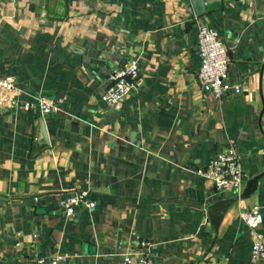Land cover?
<instances>
[{"label": "crops", "instance_id": "1", "mask_svg": "<svg viewBox=\"0 0 264 264\" xmlns=\"http://www.w3.org/2000/svg\"><path fill=\"white\" fill-rule=\"evenodd\" d=\"M193 0H0V78L45 96L41 116L0 108V264H123L132 235L152 242L151 264H196L214 238L219 194L195 171L234 146L248 182L264 173V0H221L196 16ZM214 27L240 94L203 92L197 29ZM136 60V89L109 105V72ZM88 191L94 209L66 217L59 202ZM240 193V194H241ZM264 206V178L228 208L199 264H264L240 213ZM264 234V223L260 228Z\"/></svg>", "mask_w": 264, "mask_h": 264}, {"label": "built area", "instance_id": "2", "mask_svg": "<svg viewBox=\"0 0 264 264\" xmlns=\"http://www.w3.org/2000/svg\"><path fill=\"white\" fill-rule=\"evenodd\" d=\"M196 47L200 66L196 77L201 90L215 98L234 93L240 94L239 86H232L228 81L231 61L228 51L223 45L217 29L201 25L197 29ZM139 70L136 60H129L124 65L113 68L107 78L106 86L100 98L109 105L121 102L137 87L136 81ZM0 108L22 109L34 112L39 116H48L55 113L53 102L41 95L35 98L25 96L16 85L12 76L0 78ZM196 175L209 181L216 193L237 196L243 191L247 174L241 158L234 146H230L217 153L205 166L195 171ZM59 206L66 217L74 214L76 207L92 210L96 202L89 198L88 191L82 190L70 194L59 202ZM240 220L249 228L255 230L257 241L252 244V258L264 262V234L260 231L264 223V206L255 205L240 213ZM135 247L122 256L123 264H151L150 248L152 242L133 234ZM66 257L63 254H52L48 258H37L36 264H63Z\"/></svg>", "mask_w": 264, "mask_h": 264}, {"label": "water", "instance_id": "3", "mask_svg": "<svg viewBox=\"0 0 264 264\" xmlns=\"http://www.w3.org/2000/svg\"><path fill=\"white\" fill-rule=\"evenodd\" d=\"M220 1L221 0H193L192 6L194 8L195 15L201 16V15L205 14V12H206L205 5H213V4L219 3ZM262 103H263V111H264V99L263 98H262ZM46 118H47L46 116H43L39 119L40 134H39V137H38L35 145L33 146L34 153H37V151H39V149H41L43 146H45L47 144V133H46V129H45V119ZM262 178H264V173L254 177L253 179H251L248 182L247 187L243 193H241L237 196H234L232 198H229V199L219 200V201L213 202L208 206L207 216L209 218L211 227L214 231V238H213L211 244L209 245V247L207 248L206 252L203 254L201 259L199 260V262L202 259H204L207 256V254L210 252V250L212 249L213 244L215 242V239L217 237L219 225L222 221V218H223L225 212L228 210V208L230 206H232L238 200H240V199L245 200V199H249L250 197H252L254 195V193H256L258 191V182ZM199 262H197L196 264H199ZM102 264H105V263L102 262Z\"/></svg>", "mask_w": 264, "mask_h": 264}]
</instances>
